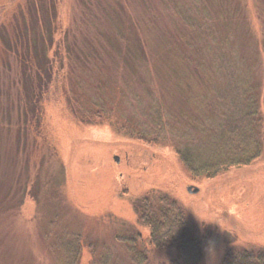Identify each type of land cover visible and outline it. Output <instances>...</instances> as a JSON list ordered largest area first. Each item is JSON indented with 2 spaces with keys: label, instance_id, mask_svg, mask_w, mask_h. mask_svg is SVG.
I'll use <instances>...</instances> for the list:
<instances>
[{
  "label": "rangeland",
  "instance_id": "1",
  "mask_svg": "<svg viewBox=\"0 0 264 264\" xmlns=\"http://www.w3.org/2000/svg\"><path fill=\"white\" fill-rule=\"evenodd\" d=\"M23 1L0 0V29ZM85 3L98 19L77 30L98 60L82 39L71 48L81 63L50 51V83L25 132L23 86L0 66V264H136L120 238L147 233L132 205L157 188L205 235L201 264L232 246L264 247V154L205 179L174 153L206 159L246 91L264 115V0H55V41L91 15ZM136 244L145 264H178L175 246Z\"/></svg>",
  "mask_w": 264,
  "mask_h": 264
},
{
  "label": "trees",
  "instance_id": "2",
  "mask_svg": "<svg viewBox=\"0 0 264 264\" xmlns=\"http://www.w3.org/2000/svg\"><path fill=\"white\" fill-rule=\"evenodd\" d=\"M23 4L16 8L10 19L11 29H0L3 54L0 66L7 72H14L19 85L23 86L24 101L21 99L15 107L18 123L25 132L28 125L26 118L31 119L29 124L36 123L40 97L50 83L53 66L48 53H56L58 49L60 54L62 48L61 58L68 61L65 66L70 65L72 59L80 62V56L85 59L83 54H76L71 48L81 39L85 40V45L89 44L88 47L94 48L89 37L77 29L79 26L83 27L87 20H97L98 17L92 13L94 10L91 3H85L83 6L86 13L89 11L91 15L80 14L77 23L72 21L66 30H61L59 36L62 33V37L59 39L62 43H59L60 40L54 39L59 31L55 0H24ZM260 18H264V15ZM70 34L71 44L68 43ZM77 34H80V38ZM93 52L95 54L92 59L98 60L94 58L97 55L95 48ZM52 56L54 57L53 52ZM245 93V104L238 116L216 126L217 131L219 130L218 139L211 138L212 143L203 150L206 159L203 158L200 162L201 158L196 153L174 148L178 160L191 177L213 179L228 168L247 166L264 154V115L260 110L259 97L254 91ZM207 131L213 133L211 130ZM132 211L137 225L147 230V233L138 231L134 236L120 239L131 247L136 264H145L147 261L143 252L134 249L138 241L139 247L145 249L164 250L175 246L178 264H201L205 235L198 232L200 227L192 222L177 197L157 188L156 191L138 197L132 205ZM219 264H264V247L232 246L227 249Z\"/></svg>",
  "mask_w": 264,
  "mask_h": 264
},
{
  "label": "water",
  "instance_id": "3",
  "mask_svg": "<svg viewBox=\"0 0 264 264\" xmlns=\"http://www.w3.org/2000/svg\"><path fill=\"white\" fill-rule=\"evenodd\" d=\"M114 161H115L116 163H118V162H119V159H118L117 157H114ZM186 192H187L189 195H196V194H198V189H197V188H193V187H188V188L186 189Z\"/></svg>",
  "mask_w": 264,
  "mask_h": 264
}]
</instances>
